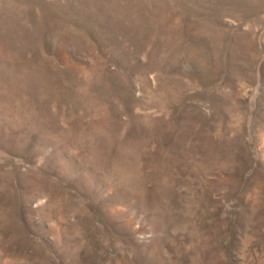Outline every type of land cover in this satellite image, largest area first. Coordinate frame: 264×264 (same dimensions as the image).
<instances>
[{"label":"rangeland","instance_id":"374dc122","mask_svg":"<svg viewBox=\"0 0 264 264\" xmlns=\"http://www.w3.org/2000/svg\"><path fill=\"white\" fill-rule=\"evenodd\" d=\"M0 264H264V0H0Z\"/></svg>","mask_w":264,"mask_h":264}]
</instances>
